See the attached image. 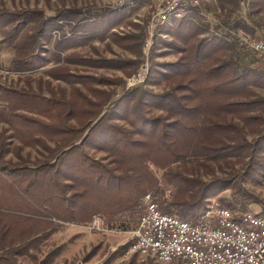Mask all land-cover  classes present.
Returning <instances> with one entry per match:
<instances>
[{"label": "trees", "instance_id": "trees-1", "mask_svg": "<svg viewBox=\"0 0 264 264\" xmlns=\"http://www.w3.org/2000/svg\"><path fill=\"white\" fill-rule=\"evenodd\" d=\"M147 1L100 10L61 7L52 15L38 8H0V43L14 51L10 69L32 79L52 65L37 77L46 93L29 81L26 86L0 83V123L7 126L0 129V264H19L17 257L31 255L63 224H86L95 215L107 222L124 215L138 220L144 195L158 184L153 168L175 189L172 199L163 201V211L188 221H197L208 199L225 189L231 190V200L223 204L230 211L260 203L244 183L264 178V96L257 91L264 89V68L252 67L258 60L237 39L239 33L263 38L254 24L239 18L209 32L201 11L207 0H184L170 26H160L172 37L165 46L179 56L151 64L143 83L130 88L124 83L113 98L115 88L99 86L121 80L76 69L136 72L142 28L137 33L113 29ZM247 3L251 14L264 9V0ZM54 30L61 32L57 39ZM105 38L134 58L70 51ZM51 80L65 82L69 91ZM160 83L162 90L146 87ZM12 137L18 141L13 161L4 157ZM19 145L39 147V156L21 155ZM216 169L232 170L216 176ZM208 174L211 179L202 178ZM61 249L50 250L40 264L51 263Z\"/></svg>", "mask_w": 264, "mask_h": 264}, {"label": "rangeland", "instance_id": "rangeland-1", "mask_svg": "<svg viewBox=\"0 0 264 264\" xmlns=\"http://www.w3.org/2000/svg\"><path fill=\"white\" fill-rule=\"evenodd\" d=\"M119 0H0V8L6 10H17L23 8H38L42 9L46 15H52L54 12L61 7L76 6L77 8L84 9L90 8L92 10H100L103 8H110L117 4ZM132 1V0H131ZM122 7V6H118ZM155 8H162V1L149 0L146 3H143L137 7L130 16L124 20L119 26L113 29L118 33L124 32H139L142 28L145 35L144 41L141 45L142 55L139 56V63L136 68L132 70H138L146 62L148 63L145 67V72L142 77V83L146 80L148 70L151 64L156 62H166V61H175L178 58V54L174 53L173 49L166 47L164 42L172 40V37L161 31L162 28L170 26L172 18L181 14L180 9H171L165 11L167 18L163 20H157V25H154V38L151 39L149 48L145 49V39L146 32L145 26H153V16ZM206 21L209 23V32L218 31L221 29V26L228 21L234 19H245L247 22H250L256 26V34L263 37L264 39V9L258 14H251L249 11L247 0H239L235 5L230 3L220 4L217 0H207L203 9L201 8ZM62 24L63 30H67V27L64 23ZM132 23H137L141 27H135ZM64 24V25H63ZM160 26H164L160 28ZM160 28V29H159ZM56 31L52 32V38L57 39L60 37L59 34H55ZM56 35V37H55ZM47 47V45H44ZM70 51H75L79 53L89 54L91 56H96L94 53L97 51L101 56L107 58H134L132 54L123 48L118 47L116 44L112 43L108 38L103 40H92L88 45L77 47L71 49ZM13 49L6 45L0 43V83L1 84H11L15 86H26L28 81L29 85L32 88L36 89L37 86H42L44 92L46 93L45 87L37 81V77L42 74V71L46 67L40 68V70L32 74V79H29L24 74H18L10 69V59L13 56ZM146 56L145 59V55ZM146 61V62H145ZM145 62V63H144ZM252 62V60H251ZM252 67L257 69H262L263 64L256 61L253 63ZM73 69L74 67L71 66ZM76 69L81 70L80 72H85L88 74L95 75H106L108 77H113L114 79L121 80L118 85H106L99 86L103 89H116V94L113 98L117 97L118 94H121L124 90V83L126 77V83H133V79H130L137 71L130 76H126L122 71L117 69L109 68H84L78 66ZM131 70V71H132ZM263 70V69H262ZM7 71V72H6ZM48 78L46 75L43 76V80ZM135 80V79H134ZM40 84V85H39ZM51 84L57 88H64L66 92L69 91V86L63 81L51 80ZM163 84H146V87L158 91L162 90ZM36 87V88H35ZM82 88V87H80ZM83 91H85L83 89ZM258 94L264 96V89H257ZM1 105V103H0ZM5 124L0 123V129L6 128ZM9 133L10 130L8 129ZM256 135V134H255ZM255 135L247 136L248 139H252ZM10 144L8 145L9 151L4 155L6 159L16 160V157L13 153V149L18 146V141L13 137L9 139ZM20 154L23 156H28L31 159L38 157L39 152L41 151L39 147H24L19 145ZM18 148V147H17ZM90 153L96 157H101L103 154L100 152L90 151ZM235 168L239 170L242 167V163L235 164ZM155 176L158 178V184L156 189L151 190L155 197L163 201L166 199L170 201L172 199V194L175 192L173 186H168L163 178L161 177V171L156 168L152 169ZM232 169H225L224 171H219L216 169V176H223L227 171ZM211 174L203 175L202 178L205 180L211 179ZM244 186L247 192L251 195L257 196L260 200L259 204L251 203L248 204L246 210L260 212L264 210V184L263 179L258 183L245 182ZM157 192V196L155 193ZM231 190L225 189L219 194L212 196L208 199L206 205V210L209 207H212V201H218L219 206H224L225 202L231 200ZM221 198L223 200H221ZM143 206V204H142ZM205 210V211H206ZM239 210V209H236ZM204 211V213H205ZM237 212V211H236ZM203 213V214H204ZM137 224V216H120L117 219L107 222L105 219H102L97 225H92L91 223L86 224H63L56 228V230L40 245L39 248L31 251V255H23L17 257L19 264H40L44 256L55 247L61 246L60 254L54 258V260L49 264H102L105 260H108L107 264H161L155 258H150L148 256L139 254L135 252H130L129 247H124L132 237V230Z\"/></svg>", "mask_w": 264, "mask_h": 264}, {"label": "built area", "instance_id": "built-area-1", "mask_svg": "<svg viewBox=\"0 0 264 264\" xmlns=\"http://www.w3.org/2000/svg\"><path fill=\"white\" fill-rule=\"evenodd\" d=\"M157 1H162V8H155L153 26H145V49L149 48L154 38V25H157L158 19H162L163 11L180 9L184 2ZM129 2L119 0L115 7ZM65 32L68 34L67 30ZM55 34L61 36L60 31ZM237 39L239 45L261 62L264 68V39L245 33H239ZM147 65L146 62L137 70V78L133 83H126L125 77L127 88L142 83ZM210 201L212 212L202 214L197 221H188L163 211L162 202L152 192L146 193L137 225L132 230L133 242L129 251L159 258L161 264H264V215L253 211V217H246V209L239 212L224 211L218 201ZM102 219L95 215L89 223L97 225Z\"/></svg>", "mask_w": 264, "mask_h": 264}, {"label": "bare ground", "instance_id": "bare-ground-1", "mask_svg": "<svg viewBox=\"0 0 264 264\" xmlns=\"http://www.w3.org/2000/svg\"><path fill=\"white\" fill-rule=\"evenodd\" d=\"M165 17L167 18L165 11H163L162 19H158V20H163V19H165ZM63 25H64V24H63ZM55 33H56V32H55ZM59 35H60V34H59ZM55 37H56V35H55ZM220 208H221V209H224V211H230V210L227 209L226 207H221V206H220ZM210 212H212V207H209V208L205 211L204 214H208V213H210ZM246 217H253V211H251V210H246ZM135 253H139V254H141V252H135ZM156 259L159 261V258H156Z\"/></svg>", "mask_w": 264, "mask_h": 264}, {"label": "crops", "instance_id": "crops-1", "mask_svg": "<svg viewBox=\"0 0 264 264\" xmlns=\"http://www.w3.org/2000/svg\"><path fill=\"white\" fill-rule=\"evenodd\" d=\"M156 259V258H155ZM157 260V259H156ZM158 261V260H157Z\"/></svg>", "mask_w": 264, "mask_h": 264}]
</instances>
